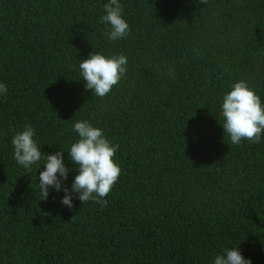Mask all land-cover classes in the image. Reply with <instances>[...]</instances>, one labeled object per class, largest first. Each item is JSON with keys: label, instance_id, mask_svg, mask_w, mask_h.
<instances>
[{"label": "trees", "instance_id": "trees-1", "mask_svg": "<svg viewBox=\"0 0 264 264\" xmlns=\"http://www.w3.org/2000/svg\"><path fill=\"white\" fill-rule=\"evenodd\" d=\"M108 0H0V264H213L238 247L264 264V135L231 143L223 95L245 80L264 103V0H120L125 39L105 35ZM123 54L104 98L79 62ZM88 121L118 144L107 206L42 199L43 159L27 172L12 137L31 125L45 155L69 158Z\"/></svg>", "mask_w": 264, "mask_h": 264}, {"label": "clouds", "instance_id": "clouds-1", "mask_svg": "<svg viewBox=\"0 0 264 264\" xmlns=\"http://www.w3.org/2000/svg\"><path fill=\"white\" fill-rule=\"evenodd\" d=\"M206 4L207 0H201ZM105 14L99 20L110 26L105 31L108 39L116 41L125 39L130 33V27L123 18V5L120 0H108L103 5ZM128 59L119 54L111 57L98 52H92L89 57L79 62V71L86 82L85 89L92 90L100 98L107 96L114 86L125 78ZM7 86L0 82V96H6ZM222 127L230 137L231 143L239 145L246 140L259 143L264 135V103L261 97L245 80H239L231 85V90L223 95L221 105ZM73 130L79 139L70 146L69 158L76 166L78 174L69 189L63 181L68 179L69 169L64 162V151L55 154L41 152L33 139V127L26 125L24 130L17 132L11 139L13 158L31 172L32 165L43 159V171L39 173V188L43 200L49 196V189L63 191L65 194L61 203L70 209L73 207V197L85 203L93 201L101 206H107L106 197L118 181L121 168L115 161L118 144L109 141L102 129L94 127L88 121H77ZM213 264H252L245 259L238 247L224 248L222 254L214 257Z\"/></svg>", "mask_w": 264, "mask_h": 264}]
</instances>
